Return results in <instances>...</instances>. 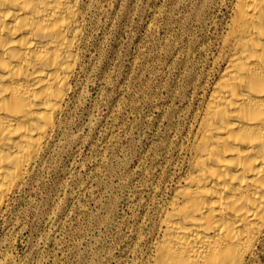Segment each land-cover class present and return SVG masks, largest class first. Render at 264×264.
Segmentation results:
<instances>
[{"label":"rangeland","instance_id":"rangeland-1","mask_svg":"<svg viewBox=\"0 0 264 264\" xmlns=\"http://www.w3.org/2000/svg\"><path fill=\"white\" fill-rule=\"evenodd\" d=\"M85 4L81 71L38 169L0 216V264H147L231 0ZM250 264H264V241Z\"/></svg>","mask_w":264,"mask_h":264},{"label":"bare ground","instance_id":"bare-ground-1","mask_svg":"<svg viewBox=\"0 0 264 264\" xmlns=\"http://www.w3.org/2000/svg\"><path fill=\"white\" fill-rule=\"evenodd\" d=\"M85 10V0H0V216L60 127ZM213 67L147 264H250L264 241V0H231Z\"/></svg>","mask_w":264,"mask_h":264}]
</instances>
